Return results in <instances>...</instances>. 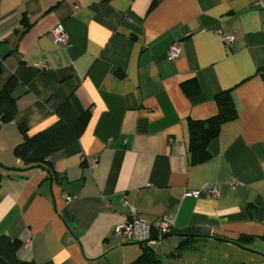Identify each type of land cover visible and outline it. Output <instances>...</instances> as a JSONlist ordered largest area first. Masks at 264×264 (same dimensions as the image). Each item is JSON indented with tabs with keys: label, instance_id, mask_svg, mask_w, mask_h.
Listing matches in <instances>:
<instances>
[{
	"label": "crops",
	"instance_id": "crops-1",
	"mask_svg": "<svg viewBox=\"0 0 264 264\" xmlns=\"http://www.w3.org/2000/svg\"><path fill=\"white\" fill-rule=\"evenodd\" d=\"M256 1L0 0V90L18 82L17 113L0 125V235L20 242V261L134 264L144 245L117 232L133 207L147 223L171 218L172 233L145 246L165 264H264ZM57 27L68 48L47 37ZM219 34L235 40L225 46ZM175 43L181 52L169 63ZM192 81L199 92L187 95ZM227 90L236 118L209 143L210 158L191 164L188 121L215 115ZM70 96L90 110L83 133L50 156L51 176L26 167L14 156L19 126L29 135L50 128ZM204 185L218 198L188 195Z\"/></svg>",
	"mask_w": 264,
	"mask_h": 264
},
{
	"label": "trees",
	"instance_id": "trees-1",
	"mask_svg": "<svg viewBox=\"0 0 264 264\" xmlns=\"http://www.w3.org/2000/svg\"><path fill=\"white\" fill-rule=\"evenodd\" d=\"M189 86L191 88L183 86L187 95L199 92L198 84L195 81H192ZM17 87V80L10 77L3 89L0 90V125L11 122L17 113L14 97ZM215 103L217 107L215 115L206 120L188 121V152L191 164H200L210 158L209 143L218 136L219 129L223 124L236 118V110L228 90L218 93L215 96ZM89 116V108L84 109L74 96H70L57 108L56 122L50 128L29 135L24 126H19L22 141L14 148V156L26 167L44 168L51 176L50 156L68 148L77 141L87 125ZM191 241V239L183 240L177 251L188 247ZM20 247L19 241L10 240L6 236L0 235V264H33L20 261L17 258ZM142 247V254L134 264H165L157 259L149 248Z\"/></svg>",
	"mask_w": 264,
	"mask_h": 264
},
{
	"label": "built area",
	"instance_id": "built-area-1",
	"mask_svg": "<svg viewBox=\"0 0 264 264\" xmlns=\"http://www.w3.org/2000/svg\"><path fill=\"white\" fill-rule=\"evenodd\" d=\"M254 5L264 10V0H257ZM18 29L20 30L21 28L19 27ZM47 37L54 44L64 48H68L69 46L65 32L59 27L50 30ZM219 38L225 46H230L235 40L233 34H219ZM180 52L181 46L179 43L170 45L167 50V61L169 63L174 62V60L179 57ZM188 195L194 198L204 195L207 198L215 199L218 198L219 192L212 186L204 185L199 190L189 192ZM65 199L67 201L69 200L68 197H65ZM123 202L126 203L125 199ZM172 231L173 222L171 218L163 217L155 223H147L140 218L133 207L129 210L126 222L117 229L118 234L123 236L128 242L144 246H149L154 242L161 244L163 240L172 233Z\"/></svg>",
	"mask_w": 264,
	"mask_h": 264
},
{
	"label": "water",
	"instance_id": "water-1",
	"mask_svg": "<svg viewBox=\"0 0 264 264\" xmlns=\"http://www.w3.org/2000/svg\"><path fill=\"white\" fill-rule=\"evenodd\" d=\"M215 240L218 241V242H226L225 240H222V239H215ZM241 249L244 250V251H247V252L253 253V251H251V250H248V249H245V248H242V247H241ZM256 254H257V253H256ZM257 255L263 257V259H264V255H262V254H257Z\"/></svg>",
	"mask_w": 264,
	"mask_h": 264
}]
</instances>
